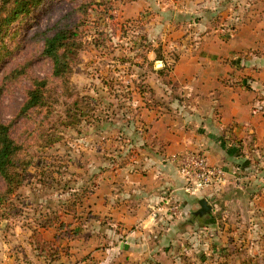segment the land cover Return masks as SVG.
<instances>
[{
  "label": "rangeland",
  "instance_id": "obj_1",
  "mask_svg": "<svg viewBox=\"0 0 264 264\" xmlns=\"http://www.w3.org/2000/svg\"><path fill=\"white\" fill-rule=\"evenodd\" d=\"M129 1L44 0L0 40V122L11 123L25 169L23 184L0 203V264H264L262 151L246 168L210 162L222 167L224 182L197 192L205 194L189 210L179 199L164 207L170 197L160 192L145 203L143 225L92 208L98 190L118 214L136 208L137 189L128 208L130 177L148 171L152 155L166 158L156 123L189 143L170 157L179 168L185 153L205 154L197 142L219 117L215 86L251 78L246 69L264 75V0H242L224 13H214L223 0L205 1L211 8L198 13L151 6L129 13L137 9ZM192 1L189 10L198 11L203 2ZM64 27L78 37L72 70L59 78L43 49ZM220 74L231 77L220 82ZM35 79L48 80L47 104L20 114ZM85 98L94 111L77 123L68 115ZM5 187L0 175V194ZM202 199L212 208L200 215ZM36 245L57 247L58 259Z\"/></svg>",
  "mask_w": 264,
  "mask_h": 264
},
{
  "label": "crops",
  "instance_id": "obj_2",
  "mask_svg": "<svg viewBox=\"0 0 264 264\" xmlns=\"http://www.w3.org/2000/svg\"><path fill=\"white\" fill-rule=\"evenodd\" d=\"M126 1L127 0H124V2ZM191 1L192 0H130L125 6L136 4L137 9H133V12L129 11V13H140L145 6L147 8L149 6L154 8V13H198L205 8H211L204 4L205 1L211 0H201L203 3L198 11H196L197 8L194 9L193 7L189 10V3ZM241 1L242 0H223V6L217 7L214 13H224L230 10L229 5H236V3L239 4ZM255 44L256 43H254L253 46H259L260 43ZM262 58H264V56ZM226 71L229 73L231 70L227 69ZM246 71H248L246 74L251 78L245 77L240 83H232V81L224 79L225 76L230 78L231 76L229 74H220L217 76L220 82L224 79L223 84L215 86V88L219 89V96L217 99L219 117L212 122L211 120H207L208 122L206 121L208 125L205 124L201 129L202 132H205L203 134L204 136L197 142H202V145H204V149H206L205 155H207L210 162L218 165L220 164L219 166H222L227 171L228 162H241L239 163L242 164L241 167L246 168L248 163H253L254 160L260 161L258 160L259 154L261 151L264 152V75L259 73L257 75L252 74L249 72V69H246ZM155 128L159 130V136H161V138H166V146L164 147L166 148V158L161 160L152 155L150 158V160H152L150 169L144 173L138 174V177H130L128 182L129 185H126L128 194L132 197H130L132 200H127L129 203L128 208L132 207L131 205L133 202L134 195H132L131 191L137 189L140 196L138 198L139 204L136 205V208H131L127 214H124V212L118 214L116 209L119 210L120 207L113 205V199L112 201L108 199L106 204L103 198L105 195L101 194L100 190L95 194L92 193V201L90 202V204L93 205L92 208L96 206L98 210H103L102 212H105L106 215L111 217L115 216V218L119 217L127 223L133 222L143 225V222H145L144 205L152 198L153 201L159 200V198H156V193L159 194L160 192L159 195L165 196L166 199L170 197V199L168 198L170 202L176 199L181 200L182 206L186 207L188 210L193 207V202L197 199L198 195L205 194L204 192L195 194L187 192L185 190V181L179 168L175 162L170 159L175 153H179L180 149L187 150V148H189V143H186L187 140L184 139L182 141L180 136L174 134L173 131L170 132L163 125L156 123ZM205 128H207V130ZM191 140L193 142V139ZM231 146L234 148L231 149ZM193 147L195 149L197 144H194ZM159 163L162 165H159ZM154 164L156 166H152ZM151 176H154L155 179L151 180ZM206 194L209 195V193ZM107 198H109V196ZM132 210L133 212H131ZM111 211L112 213H110ZM105 240H109V237L105 238Z\"/></svg>",
  "mask_w": 264,
  "mask_h": 264
},
{
  "label": "trees",
  "instance_id": "obj_3",
  "mask_svg": "<svg viewBox=\"0 0 264 264\" xmlns=\"http://www.w3.org/2000/svg\"><path fill=\"white\" fill-rule=\"evenodd\" d=\"M43 1L44 0H1L0 40L14 22L19 20L23 15L31 13V11L38 7ZM77 37V29L64 27L58 29L45 39L43 53L52 59L54 76L62 78L68 75L72 70L75 60ZM156 60H162L165 66H167V61L162 54H157ZM47 85L48 80L46 79L34 80V87L29 91L28 99L21 108L20 114H25L33 108L47 104ZM72 109L68 117L75 119L76 116H79V119L76 120L77 123L81 121L82 117H87L94 111L89 98L83 99L80 104L76 103L75 107H72ZM231 147V149L234 148L233 146ZM22 149V145L11 135V123L6 124L0 122V175L3 177L6 186L5 190L0 194V203L2 204H5L9 195L15 194L17 189L23 184V172L25 169H21L23 167L21 166L19 158V153ZM54 223L55 222H49L44 226L52 227L57 224ZM62 225H64L63 221L59 223V226ZM34 237L41 241L40 234L37 232L34 233ZM45 242L53 243V240H44V243ZM35 248H39L43 256L48 255L51 258L58 259L57 254L59 251L57 252V247L56 251L53 252H49V250L45 251L44 247L37 245Z\"/></svg>",
  "mask_w": 264,
  "mask_h": 264
},
{
  "label": "built area",
  "instance_id": "obj_4",
  "mask_svg": "<svg viewBox=\"0 0 264 264\" xmlns=\"http://www.w3.org/2000/svg\"><path fill=\"white\" fill-rule=\"evenodd\" d=\"M178 160L179 171L185 181V190L189 193L195 194L208 190L215 184L224 182L225 172L222 167L211 164L204 153L199 151L185 153ZM170 203L167 201L164 207ZM162 209L163 207L154 208V215L156 216Z\"/></svg>",
  "mask_w": 264,
  "mask_h": 264
},
{
  "label": "water",
  "instance_id": "obj_5",
  "mask_svg": "<svg viewBox=\"0 0 264 264\" xmlns=\"http://www.w3.org/2000/svg\"><path fill=\"white\" fill-rule=\"evenodd\" d=\"M201 208L196 212L197 214L203 215L210 212L212 206L209 204V202L206 199H202L200 201Z\"/></svg>",
  "mask_w": 264,
  "mask_h": 264
}]
</instances>
